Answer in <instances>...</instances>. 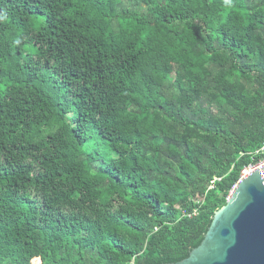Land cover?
Here are the masks:
<instances>
[{"label": "trees", "instance_id": "obj_1", "mask_svg": "<svg viewBox=\"0 0 264 264\" xmlns=\"http://www.w3.org/2000/svg\"><path fill=\"white\" fill-rule=\"evenodd\" d=\"M263 144L264 0H0V264L181 261Z\"/></svg>", "mask_w": 264, "mask_h": 264}, {"label": "water", "instance_id": "obj_2", "mask_svg": "<svg viewBox=\"0 0 264 264\" xmlns=\"http://www.w3.org/2000/svg\"><path fill=\"white\" fill-rule=\"evenodd\" d=\"M171 264H264V164L235 186L200 244Z\"/></svg>", "mask_w": 264, "mask_h": 264}, {"label": "built area", "instance_id": "obj_3", "mask_svg": "<svg viewBox=\"0 0 264 264\" xmlns=\"http://www.w3.org/2000/svg\"><path fill=\"white\" fill-rule=\"evenodd\" d=\"M264 154V144L261 146V148L255 152V154ZM264 164V159L260 160L257 164L255 165H248L246 167H244L242 169V171L240 172L239 178L236 182V184H238L247 174H249L250 172H252L253 170L257 169L258 167L262 166ZM217 180V179H214ZM236 184L234 185L235 188ZM129 264H134L133 261H131Z\"/></svg>", "mask_w": 264, "mask_h": 264}, {"label": "rangeland", "instance_id": "obj_4", "mask_svg": "<svg viewBox=\"0 0 264 264\" xmlns=\"http://www.w3.org/2000/svg\"><path fill=\"white\" fill-rule=\"evenodd\" d=\"M235 184H236V183H235ZM235 184H234V185H235ZM236 185H237V184H236ZM233 187H234V186H233ZM233 189H234V188H231L230 193H231V191H232ZM230 193H229V195H230ZM229 195H228V197H229ZM228 197H227V199H228Z\"/></svg>", "mask_w": 264, "mask_h": 264}]
</instances>
